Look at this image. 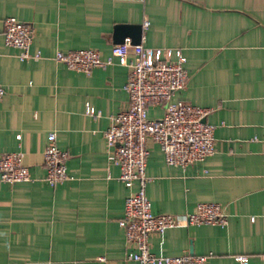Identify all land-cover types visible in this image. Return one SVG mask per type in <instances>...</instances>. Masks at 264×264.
<instances>
[{"label": "crops", "instance_id": "crops-1", "mask_svg": "<svg viewBox=\"0 0 264 264\" xmlns=\"http://www.w3.org/2000/svg\"><path fill=\"white\" fill-rule=\"evenodd\" d=\"M9 16L33 25L29 52L40 57L20 61L0 34V156L21 152L31 177L0 182V264H139L126 259L135 248L118 225L135 186L118 180L103 137L111 116L128 106V68L85 74L54 54L92 49L107 58L115 28L145 19L143 46L185 56L186 85L172 100L209 109L215 149L181 168L166 165L148 140L151 211L186 214L215 202L227 215L225 227L181 223L153 234L150 251L206 255V264H264V0H0V20ZM86 107L99 115H86ZM147 115L160 119L164 107L150 105ZM50 133L69 155V179L55 187L44 181L42 160Z\"/></svg>", "mask_w": 264, "mask_h": 264}, {"label": "built area", "instance_id": "built-area-1", "mask_svg": "<svg viewBox=\"0 0 264 264\" xmlns=\"http://www.w3.org/2000/svg\"><path fill=\"white\" fill-rule=\"evenodd\" d=\"M149 25L144 20L142 27ZM34 28L9 16L0 20V34L5 46L19 50L18 59H38L39 53L31 54L29 47ZM131 54L132 58L128 59ZM54 60L68 69L89 74L94 68H106L118 64L128 68L123 89L128 95L126 109L111 116L109 127L103 131L107 147V163L119 168L118 180L126 187L135 186L125 199L123 216L118 225L123 228L127 245L135 251L126 259L139 264H206V255L182 254L157 256L150 251L149 238L181 223L189 225H214L225 227L227 215L215 202H200L186 214H153L145 192L149 177L146 175V160L149 155L147 141L156 143L164 162L169 166L185 168L202 162L214 152L213 126L205 121L209 109L201 108L183 100H172L174 94L183 90L188 78L186 58L180 49L149 48L141 43L115 44L110 55L102 58L97 50L78 49L56 51ZM5 90L0 84V100ZM150 105L164 107L160 119H149ZM85 114L98 116L92 107ZM19 138V136H17ZM55 134H49V142L42 153L45 170L44 181L55 187L69 179L66 162L69 155L56 146ZM31 180L28 167L21 152H7L0 156V182L15 184ZM264 261V254L259 256ZM237 262H246L249 257L237 255Z\"/></svg>", "mask_w": 264, "mask_h": 264}, {"label": "water", "instance_id": "water-1", "mask_svg": "<svg viewBox=\"0 0 264 264\" xmlns=\"http://www.w3.org/2000/svg\"><path fill=\"white\" fill-rule=\"evenodd\" d=\"M126 37H129L130 44L132 45L140 44L142 38V25L117 26L114 32V42L116 44H122L124 43Z\"/></svg>", "mask_w": 264, "mask_h": 264}]
</instances>
